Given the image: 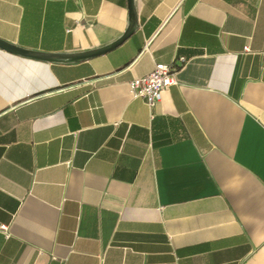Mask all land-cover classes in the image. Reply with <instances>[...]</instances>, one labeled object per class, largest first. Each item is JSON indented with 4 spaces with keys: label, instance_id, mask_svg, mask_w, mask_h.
Returning <instances> with one entry per match:
<instances>
[{
    "label": "crops",
    "instance_id": "crops-1",
    "mask_svg": "<svg viewBox=\"0 0 264 264\" xmlns=\"http://www.w3.org/2000/svg\"><path fill=\"white\" fill-rule=\"evenodd\" d=\"M77 61L0 47V264H264V0H133ZM127 0H0V39L106 46ZM247 48V49H245ZM176 82L148 107L128 83Z\"/></svg>",
    "mask_w": 264,
    "mask_h": 264
},
{
    "label": "built area",
    "instance_id": "built-area-1",
    "mask_svg": "<svg viewBox=\"0 0 264 264\" xmlns=\"http://www.w3.org/2000/svg\"><path fill=\"white\" fill-rule=\"evenodd\" d=\"M175 71L174 65L155 64L147 74L130 80L128 86L131 98H143L148 107H153L161 100L163 91L176 82ZM5 229L6 226L0 225V230Z\"/></svg>",
    "mask_w": 264,
    "mask_h": 264
},
{
    "label": "water",
    "instance_id": "water-1",
    "mask_svg": "<svg viewBox=\"0 0 264 264\" xmlns=\"http://www.w3.org/2000/svg\"><path fill=\"white\" fill-rule=\"evenodd\" d=\"M127 7H128V14H129V25L126 29V31L120 36L118 39H116L114 42L92 50L84 51V52H77V53H69V54H61V53H48V52H40L35 50H28L24 49L15 45H12L8 42H5L0 39V47L15 52L18 54H22L25 56H30L38 59L53 61L58 59H63L65 61H77L81 60L90 56L99 55L102 53H105L116 46L120 45L125 39H127L134 31L135 25H136V14L134 9L133 0H127Z\"/></svg>",
    "mask_w": 264,
    "mask_h": 264
},
{
    "label": "trees",
    "instance_id": "trees-1",
    "mask_svg": "<svg viewBox=\"0 0 264 264\" xmlns=\"http://www.w3.org/2000/svg\"><path fill=\"white\" fill-rule=\"evenodd\" d=\"M58 60L65 61V60H63V59H58Z\"/></svg>",
    "mask_w": 264,
    "mask_h": 264
}]
</instances>
